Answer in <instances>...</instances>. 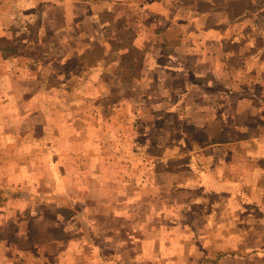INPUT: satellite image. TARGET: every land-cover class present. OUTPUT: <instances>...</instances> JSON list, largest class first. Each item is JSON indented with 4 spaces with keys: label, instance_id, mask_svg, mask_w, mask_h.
<instances>
[{
    "label": "rangeland",
    "instance_id": "374dc122",
    "mask_svg": "<svg viewBox=\"0 0 264 264\" xmlns=\"http://www.w3.org/2000/svg\"><path fill=\"white\" fill-rule=\"evenodd\" d=\"M0 28V264H26L15 251L28 245L24 235L16 240L18 215L37 216L22 229L38 248L64 252L84 223L80 195L96 200L90 210L96 207L103 226L107 211L127 214L128 207L113 206L126 191L122 185H134L135 193L136 185L160 186L149 194L160 201L138 200L145 220L124 222L127 230L167 232L160 264H209L224 252L264 244V222L254 225L253 216L243 215L264 213V185L247 192L229 186L219 196L175 188L192 181L172 172L187 164L183 147L203 142L179 119H191V111L174 104L182 88L172 74L177 57L160 50L168 30L183 40L174 53L189 73L213 71L231 86L264 92V28L259 38L248 20L229 23L207 3L186 0H0ZM197 79L191 74L189 82ZM194 91L183 96L185 105L200 97ZM228 114V126L240 124L234 104ZM195 196L199 202L189 203ZM252 259L222 264H264ZM46 260L59 261L56 255Z\"/></svg>",
    "mask_w": 264,
    "mask_h": 264
},
{
    "label": "crops",
    "instance_id": "0c3cea01",
    "mask_svg": "<svg viewBox=\"0 0 264 264\" xmlns=\"http://www.w3.org/2000/svg\"><path fill=\"white\" fill-rule=\"evenodd\" d=\"M66 18L67 14L65 21L67 20ZM8 30L5 31V34H7ZM182 41L180 39V44L176 49L180 48ZM225 53L227 52L224 50V56ZM172 55L177 57L176 66L174 67L175 72L172 74L177 75L182 82L181 99H177L174 104H177L182 112L188 110L194 115L191 119L186 115L179 119L186 120L185 123L187 122L189 126L195 128L196 132L201 134L199 139L203 142L201 145H193L190 150H186V146L183 147L184 151L188 152L184 155V157H187V164L183 166L184 168L177 166L172 172L177 175H188L192 178V181L189 184L188 182L191 179L189 181L179 182L175 188L184 190V192H189L190 194L200 191L201 193L209 194V196H219L229 186L238 185L242 188L241 191L247 192L252 185H264V118L260 114V112L264 113V92L258 91L256 93L254 87L231 86L229 79L225 80V77L215 75L213 71H207L202 74L189 73V70L183 66V57L178 56L174 52ZM226 73L228 76L229 73ZM191 74L193 78H198L199 80L197 79L195 82L190 83ZM207 77L208 80L205 83H201V79ZM209 78L211 79L210 82ZM213 81H217L220 84L216 87L218 91H214L215 87L212 85L215 82ZM208 87L209 90L207 89ZM195 88H197L198 93L196 91L194 92L200 97L196 99L193 105H185L183 96L189 93L190 89L195 90ZM208 96L209 99L207 98ZM232 104L235 105L237 111L235 117L241 116V122L236 127L228 126V122L232 121L228 119L229 109ZM183 114L181 113V115ZM251 126H254L252 131ZM201 129L205 131L202 133ZM251 132H254V134ZM136 186L137 192L135 193L133 192L134 185H122V188L126 191L120 194V198L113 203V206L116 208L128 207L127 214L107 211L109 216L103 226L97 225L99 222V218H97L99 214L94 213L96 207L92 211L90 210L95 205L96 200L91 198V196L89 199L92 201L82 199V195H80V199L77 202L79 205L78 215L79 220L84 221V223L80 224L81 227L76 230L78 241H68L67 245L62 248L64 252H61V249L48 248L45 250L38 248L37 241L31 235H28L27 230L26 233L23 232L22 226L27 228L32 222L35 223L37 216L27 219H23L19 215L16 219V216H13L18 224V232H15V235L17 234L16 240L17 238L22 239L24 235L26 237L25 240L28 242L27 247L23 249L16 247V255L23 258L26 264H28L27 262L29 264H70L71 260L74 261V264H142L137 262H146L149 259H151L150 262L152 264H160L161 259L159 255H162L164 252L166 246L165 239L168 235L167 232L162 228L153 231L156 228L146 229L140 225H136L132 229L127 230L126 224L124 225V222L128 223L132 220L131 218H136V216L138 220H145L144 209H138L141 206L138 200H161L159 197L157 199L155 197L149 198L151 188H154V186L155 188H160L159 185ZM207 189H209V193ZM187 200L191 204H197L199 202L198 196L188 198ZM134 203H137V205L133 208ZM209 206H214V202L209 201ZM12 210H15V208L13 207ZM136 210L142 212L139 213ZM260 210L264 212V207H261ZM240 213L239 216L243 217L241 215L243 213ZM247 214L253 216L254 225L264 222V213L259 214L258 210L252 211V209H249L243 215ZM250 215L247 217L251 218ZM75 218L78 220L77 216ZM156 219L159 220L160 218ZM152 220L155 219L152 218ZM118 222L121 224L119 225ZM61 234L63 236L67 235V237L72 236L69 232L63 234L62 230ZM153 234H155L157 240L150 241V238H153ZM63 236L61 239H63ZM101 237L106 238L107 241L98 240ZM55 238L59 240L56 236ZM103 242H106V245H103ZM108 242L111 244L108 245ZM104 254L109 255V257H103L102 255ZM151 254L155 255V257H145ZM47 255H56V259L59 261L57 263L47 260L43 262V259ZM58 255L61 256L59 257ZM62 255L66 256L65 261ZM222 255L226 256H221L215 263L209 262V264H222L227 260L237 262L250 261L253 260L252 258L264 262V244L259 247H252L243 252H224ZM141 258H144L146 261L141 260ZM78 259L82 261L76 263ZM11 264H14V262ZM21 264L24 263L22 262Z\"/></svg>",
    "mask_w": 264,
    "mask_h": 264
},
{
    "label": "trees",
    "instance_id": "16d2710c",
    "mask_svg": "<svg viewBox=\"0 0 264 264\" xmlns=\"http://www.w3.org/2000/svg\"><path fill=\"white\" fill-rule=\"evenodd\" d=\"M191 3H207V6H209V11L212 12H218L219 14H222L223 18H225L229 23H236L240 22L242 20H248L250 23V26L253 27L251 30H254L255 33L260 37L261 31H263L264 28V0H248V3L244 4L246 0H239L235 2L233 5H228L229 0H186ZM234 6L236 11H239V13H233L234 8L231 7ZM254 10H259L261 13H253ZM222 29V28H221ZM180 44V37L178 39H173L172 33L168 30L161 34V44H160V50L163 51V53L166 54H172L174 50L179 46ZM208 80L207 78L201 79V83H205ZM211 79L209 78V82ZM212 86L215 87L214 91H218L216 89L217 86L220 84L217 81ZM219 84V85H218ZM234 254V253H233ZM235 255V254H234ZM226 256V255H216L213 259L209 258V262L215 263L220 257Z\"/></svg>",
    "mask_w": 264,
    "mask_h": 264
}]
</instances>
